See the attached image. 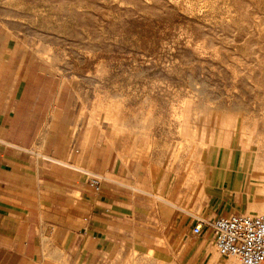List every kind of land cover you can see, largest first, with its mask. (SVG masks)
Segmentation results:
<instances>
[{
	"label": "rangeland",
	"instance_id": "374dc122",
	"mask_svg": "<svg viewBox=\"0 0 264 264\" xmlns=\"http://www.w3.org/2000/svg\"><path fill=\"white\" fill-rule=\"evenodd\" d=\"M4 137L64 158L75 179L77 191L25 194L46 206L30 220L79 226L90 201L124 202L117 222L141 236L126 263L175 264L172 223L212 222L214 186L235 213L263 214L264 0H0ZM196 237L210 263L240 264L211 229Z\"/></svg>",
	"mask_w": 264,
	"mask_h": 264
},
{
	"label": "crops",
	"instance_id": "0c3cea01",
	"mask_svg": "<svg viewBox=\"0 0 264 264\" xmlns=\"http://www.w3.org/2000/svg\"><path fill=\"white\" fill-rule=\"evenodd\" d=\"M7 107L9 109V102L5 104V112L9 111ZM0 142L6 144L0 156V264H127L126 258L132 256L134 250L125 242L141 240L139 234H124L117 222L124 216L127 204L92 200L79 226L76 217L67 224L45 217L30 220V208L46 206L41 202L30 204L25 194L77 191L75 179L69 183L64 178L62 170L70 169L59 162L64 158L13 152L10 145H14V141L4 137ZM16 143L22 144L21 141ZM210 191L212 195L202 209L203 215L216 219L235 213L237 204L231 194L215 186ZM12 209L24 211L15 217L10 211H4ZM192 218L191 223L175 219L167 235L170 251L176 248L175 264H214L215 260L210 263L211 256L198 235L190 234L198 220H205ZM7 225L22 228L18 231ZM156 237V234L150 235L149 240L155 241Z\"/></svg>",
	"mask_w": 264,
	"mask_h": 264
},
{
	"label": "built area",
	"instance_id": "2783aa9c",
	"mask_svg": "<svg viewBox=\"0 0 264 264\" xmlns=\"http://www.w3.org/2000/svg\"><path fill=\"white\" fill-rule=\"evenodd\" d=\"M203 226L212 230L221 256H233L240 264H264V215L233 213L212 222L198 220L192 234L200 235Z\"/></svg>",
	"mask_w": 264,
	"mask_h": 264
},
{
	"label": "bare ground",
	"instance_id": "6f19581e",
	"mask_svg": "<svg viewBox=\"0 0 264 264\" xmlns=\"http://www.w3.org/2000/svg\"><path fill=\"white\" fill-rule=\"evenodd\" d=\"M254 132V131H253ZM252 132V133H253ZM151 137V136H150ZM172 148V147H171ZM259 156V155H258ZM177 159V158H176ZM176 161V160H175ZM189 162H190V160H189ZM198 163V162H197ZM191 164H193V163H191ZM190 164V165H191ZM188 165H189V163H188ZM194 165V164H193ZM204 165V164H203ZM180 166V165H179ZM199 166V165H198ZM197 166V167H198ZM171 167V166H170ZM177 167V166H176ZM188 167V166H187ZM185 168V167H184ZM201 168V167H200ZM171 169V168H170ZM169 169V170H170ZM187 169H189V167L187 168ZM186 169V170H187ZM197 169V168H196ZM173 170V169H172ZM176 170V169H175ZM174 171V170H173ZM188 171V170H187ZM199 172V171H198ZM172 173V172H171ZM180 173V172H179ZM187 173V172H186ZM181 174V173H180ZM253 174V173H252ZM181 175H183V173L181 174ZM188 176V175H187ZM253 176V175H252ZM182 178V177H181ZM257 178H259V183H260V191L261 192H263V194H264V171L260 174V176H258ZM196 180V179H195ZM185 181H187L186 179H185ZM199 182V181H198ZM184 183H186V182H184ZM188 183V182H187ZM194 184V183H193ZM193 186V185H192ZM195 188V187H194ZM194 188H192L191 187V189H193L194 190ZM192 191V190H191ZM200 191H201V189H200ZM258 193H259V191H258ZM262 194V193H261ZM201 197H202V192H201V194H199ZM156 196V195H155ZM157 197H159V196H157ZM159 198H161V197H159ZM261 198V200L263 201V204L261 205V208L259 209V212L260 213H263V214H256V212L255 211H253V210H251L250 211V213L251 214H249V215H252V216H257V215H264V195L262 196V197H259V199ZM164 200H166V199H164ZM254 206V205H253ZM247 213H248V211H247ZM213 261H214V259H215V256H213ZM227 264H237V261L235 260V259H230L228 262H227Z\"/></svg>",
	"mask_w": 264,
	"mask_h": 264
}]
</instances>
